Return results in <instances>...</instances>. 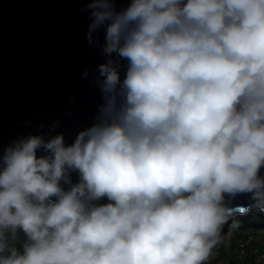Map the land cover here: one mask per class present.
<instances>
[{
  "label": "clouds",
  "instance_id": "clouds-1",
  "mask_svg": "<svg viewBox=\"0 0 264 264\" xmlns=\"http://www.w3.org/2000/svg\"><path fill=\"white\" fill-rule=\"evenodd\" d=\"M85 7L103 102L0 152V264H209L238 195L264 215V0Z\"/></svg>",
  "mask_w": 264,
  "mask_h": 264
},
{
  "label": "water",
  "instance_id": "water-1",
  "mask_svg": "<svg viewBox=\"0 0 264 264\" xmlns=\"http://www.w3.org/2000/svg\"><path fill=\"white\" fill-rule=\"evenodd\" d=\"M87 3L0 0V152L19 136L47 132L57 121L55 131L70 143L78 130L94 122L103 102L97 66L106 57L100 48L103 29L93 33L98 44L86 38ZM114 3L119 9L127 0ZM72 179H77L74 173ZM248 202L245 194L232 201L235 218L252 213L242 209Z\"/></svg>",
  "mask_w": 264,
  "mask_h": 264
},
{
  "label": "crops",
  "instance_id": "crops-1",
  "mask_svg": "<svg viewBox=\"0 0 264 264\" xmlns=\"http://www.w3.org/2000/svg\"><path fill=\"white\" fill-rule=\"evenodd\" d=\"M264 232V230H261ZM251 231H245L243 234L248 235ZM233 238L230 234L226 235V240L222 244L223 246L220 249L214 251L213 257L210 258L209 264H256L258 258L254 254V250L257 252H264V248L262 251H258V247L254 243H246L245 239H240L239 243H243L246 245L245 248V257L243 259L239 258L238 253V244L235 247L232 242ZM262 244H264V236L262 238ZM264 247V246H263Z\"/></svg>",
  "mask_w": 264,
  "mask_h": 264
},
{
  "label": "rangeland",
  "instance_id": "rangeland-1",
  "mask_svg": "<svg viewBox=\"0 0 264 264\" xmlns=\"http://www.w3.org/2000/svg\"><path fill=\"white\" fill-rule=\"evenodd\" d=\"M255 218V217H254ZM257 219V218H256ZM258 220V221H257ZM253 219L251 221H249V224L251 225V228L249 231H251L248 235H244L243 233H238L235 228L233 226L230 225H226L224 227V229L230 227L228 229V233H230V235L232 236L233 240V245L236 247L239 240L240 239H245L246 243L250 244L251 242L256 244V246L258 247V251H262V249L264 248V244H262V238L264 236V232H262L261 230H256L254 229V224L253 223H262V219ZM260 220V221H259ZM237 223H241V222H237ZM223 245L218 246L216 249H214V251L220 249V247Z\"/></svg>",
  "mask_w": 264,
  "mask_h": 264
},
{
  "label": "trees",
  "instance_id": "trees-1",
  "mask_svg": "<svg viewBox=\"0 0 264 264\" xmlns=\"http://www.w3.org/2000/svg\"><path fill=\"white\" fill-rule=\"evenodd\" d=\"M252 218L255 219V220L262 219V223H253V224L255 226L254 229H256V230H264V217L258 215L255 210H253L252 213L250 215L246 216L245 218H235V226H233L232 222L229 223L228 225L231 224L230 226H233L238 233L239 232L240 233H244L245 231H248V230L251 229V228H249V227H251V225L249 224V221H251ZM237 222H241V223H237ZM229 228L230 227L224 229V232L226 233V235L230 234V233H228V229Z\"/></svg>",
  "mask_w": 264,
  "mask_h": 264
},
{
  "label": "built area",
  "instance_id": "built-area-1",
  "mask_svg": "<svg viewBox=\"0 0 264 264\" xmlns=\"http://www.w3.org/2000/svg\"><path fill=\"white\" fill-rule=\"evenodd\" d=\"M245 248H246V245H244L243 243L238 244V253H239L238 256L241 259L245 257V251H246ZM254 254L257 256V258L264 257V252H257L256 250H254Z\"/></svg>",
  "mask_w": 264,
  "mask_h": 264
}]
</instances>
